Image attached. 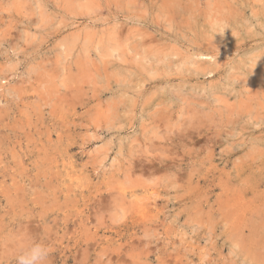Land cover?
Wrapping results in <instances>:
<instances>
[{
    "label": "rangeland",
    "instance_id": "obj_1",
    "mask_svg": "<svg viewBox=\"0 0 264 264\" xmlns=\"http://www.w3.org/2000/svg\"><path fill=\"white\" fill-rule=\"evenodd\" d=\"M33 244L264 264V0H0V264Z\"/></svg>",
    "mask_w": 264,
    "mask_h": 264
},
{
    "label": "clouds",
    "instance_id": "obj_2",
    "mask_svg": "<svg viewBox=\"0 0 264 264\" xmlns=\"http://www.w3.org/2000/svg\"><path fill=\"white\" fill-rule=\"evenodd\" d=\"M47 257L48 251L45 247L33 244L17 258V264H44Z\"/></svg>",
    "mask_w": 264,
    "mask_h": 264
},
{
    "label": "bare ground",
    "instance_id": "obj_3",
    "mask_svg": "<svg viewBox=\"0 0 264 264\" xmlns=\"http://www.w3.org/2000/svg\"><path fill=\"white\" fill-rule=\"evenodd\" d=\"M140 205H141V204H140ZM146 212H147V211H146ZM142 214H144V213H142ZM144 216H145V215H144ZM144 216H143V217H144ZM141 217H142V216H141Z\"/></svg>",
    "mask_w": 264,
    "mask_h": 264
}]
</instances>
